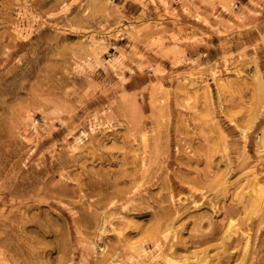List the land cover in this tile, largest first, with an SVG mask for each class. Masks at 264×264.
<instances>
[{
	"label": "rangeland",
	"instance_id": "obj_1",
	"mask_svg": "<svg viewBox=\"0 0 264 264\" xmlns=\"http://www.w3.org/2000/svg\"><path fill=\"white\" fill-rule=\"evenodd\" d=\"M0 264H264V0H0Z\"/></svg>",
	"mask_w": 264,
	"mask_h": 264
}]
</instances>
